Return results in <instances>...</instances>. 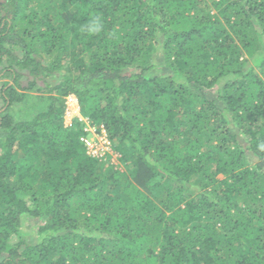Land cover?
Here are the masks:
<instances>
[{
  "label": "trees",
  "instance_id": "1",
  "mask_svg": "<svg viewBox=\"0 0 264 264\" xmlns=\"http://www.w3.org/2000/svg\"><path fill=\"white\" fill-rule=\"evenodd\" d=\"M0 74V264H264V0H0Z\"/></svg>",
  "mask_w": 264,
  "mask_h": 264
},
{
  "label": "rangeland",
  "instance_id": "2",
  "mask_svg": "<svg viewBox=\"0 0 264 264\" xmlns=\"http://www.w3.org/2000/svg\"><path fill=\"white\" fill-rule=\"evenodd\" d=\"M256 71H258V73L260 74V70L256 68ZM26 78H20L19 81H21L22 83L24 82ZM5 81H9V83H12L13 81L11 80V78L7 75V76H2L0 74V87H1V83L5 82ZM19 91H21L20 89H18ZM30 93L32 94H36L33 91H30ZM73 95H70L68 97H66L65 100V111L63 114V123L64 125H70L73 122V115H74V110L72 109V107L74 108L73 104L77 103L76 100L74 98H72ZM74 102V103H73ZM32 104V103H31ZM76 111L78 110V113L81 115L80 111H79V105L76 104ZM2 107L1 105V100H0V108ZM33 104L31 106H23L21 104V109L17 108L16 106L14 107H10L8 109V112L11 113V115L16 118L17 120L20 119H27L29 117V113L33 111ZM75 111V112H76ZM72 121V122H71ZM71 122V123H70ZM119 157L120 154L113 150L110 154L106 155V157H102V160H107L109 164H112L114 167H117L118 169L120 168V170H123L124 167L120 164L119 161ZM218 178H222V175H217ZM196 182V180L194 181ZM20 219L22 220L21 223V228L22 230H24V234L27 240H29L30 242H34L36 241L37 238V232L34 229V225L35 222L32 219L29 218H24V216H21Z\"/></svg>",
  "mask_w": 264,
  "mask_h": 264
},
{
  "label": "built area",
  "instance_id": "3",
  "mask_svg": "<svg viewBox=\"0 0 264 264\" xmlns=\"http://www.w3.org/2000/svg\"><path fill=\"white\" fill-rule=\"evenodd\" d=\"M82 130L79 139L84 143L87 155L101 159L113 151L111 140L102 124L95 125L86 120Z\"/></svg>",
  "mask_w": 264,
  "mask_h": 264
},
{
  "label": "clouds",
  "instance_id": "4",
  "mask_svg": "<svg viewBox=\"0 0 264 264\" xmlns=\"http://www.w3.org/2000/svg\"><path fill=\"white\" fill-rule=\"evenodd\" d=\"M70 95H73L72 98L75 97L74 99H75L76 102H77V103L73 104L74 108L72 107V109L74 110L73 119H74V118H78L79 122L82 123V126H83V124L85 123V121H86V120L89 121V119H88L87 117H84V116L80 115V114L78 113V110L76 111V106H77L76 104H78L77 97H76L74 94H69V95H67L66 97H68V96H70ZM66 97H65V100H66ZM73 103H74V102H73ZM78 105H79V104H78ZM75 111H76V112H75ZM73 119H72V120H73ZM71 122H72V121H71ZM71 122H70V123H71ZM71 124H72V123H71ZM71 124H70V125H71ZM92 124H93V123H92ZM99 125H100V124H99ZM107 135H108V134H107ZM113 150H114V149H113Z\"/></svg>",
  "mask_w": 264,
  "mask_h": 264
}]
</instances>
